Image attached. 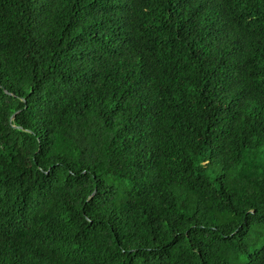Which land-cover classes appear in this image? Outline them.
<instances>
[{
  "label": "trees",
  "instance_id": "1",
  "mask_svg": "<svg viewBox=\"0 0 264 264\" xmlns=\"http://www.w3.org/2000/svg\"><path fill=\"white\" fill-rule=\"evenodd\" d=\"M0 264H264V0H0Z\"/></svg>",
  "mask_w": 264,
  "mask_h": 264
}]
</instances>
